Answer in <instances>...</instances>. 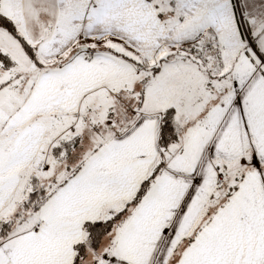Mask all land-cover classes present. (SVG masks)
Wrapping results in <instances>:
<instances>
[{
    "label": "snow or ice",
    "instance_id": "1",
    "mask_svg": "<svg viewBox=\"0 0 264 264\" xmlns=\"http://www.w3.org/2000/svg\"><path fill=\"white\" fill-rule=\"evenodd\" d=\"M0 264H264V0H0Z\"/></svg>",
    "mask_w": 264,
    "mask_h": 264
}]
</instances>
